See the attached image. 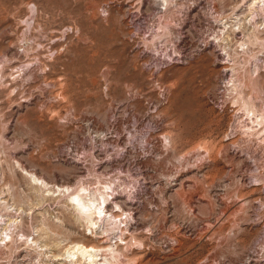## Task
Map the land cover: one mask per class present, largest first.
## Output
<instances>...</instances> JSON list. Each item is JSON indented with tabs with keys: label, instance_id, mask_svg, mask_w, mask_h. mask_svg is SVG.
Segmentation results:
<instances>
[{
	"label": "rangeland",
	"instance_id": "1",
	"mask_svg": "<svg viewBox=\"0 0 264 264\" xmlns=\"http://www.w3.org/2000/svg\"><path fill=\"white\" fill-rule=\"evenodd\" d=\"M72 244L264 264V0H0V264Z\"/></svg>",
	"mask_w": 264,
	"mask_h": 264
},
{
	"label": "bare ground",
	"instance_id": "2",
	"mask_svg": "<svg viewBox=\"0 0 264 264\" xmlns=\"http://www.w3.org/2000/svg\"><path fill=\"white\" fill-rule=\"evenodd\" d=\"M42 183H44V182H42ZM41 190H42V188H41ZM80 190L82 191V189H80ZM81 191H78L75 194L72 193L73 195L71 194L69 197V201L74 206L75 210L77 211V214L79 216H81L82 218H84L85 220L89 221L88 223H90V225H96L97 222H95V221H97L98 217H100V218L103 217L101 220L103 222L107 223L109 221V218L106 217V213L108 211L106 208H107L108 204L106 203L107 198L105 196V193H100L99 197L95 196L96 194L93 196L89 194L88 198L89 197L90 198L86 200L87 194H84L85 191L84 192H81ZM114 202L117 204V206H119L118 205L119 201L116 202V199H115ZM93 219H96V220L93 221ZM92 227L93 226H91V228ZM31 242L33 244H37V240H35L34 238L31 240ZM97 252L98 251L94 246L86 247V246L81 245V244L80 245L75 244V245L69 247V249L66 251L65 255L62 254V256H64L66 258L65 260H68L71 264H79V263H82V264H101L97 259V255H98Z\"/></svg>",
	"mask_w": 264,
	"mask_h": 264
}]
</instances>
